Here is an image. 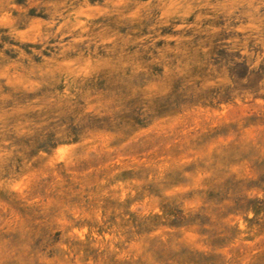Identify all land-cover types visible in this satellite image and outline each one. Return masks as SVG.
Segmentation results:
<instances>
[{
  "label": "rangeland",
  "instance_id": "obj_1",
  "mask_svg": "<svg viewBox=\"0 0 264 264\" xmlns=\"http://www.w3.org/2000/svg\"><path fill=\"white\" fill-rule=\"evenodd\" d=\"M0 264H264V0H0Z\"/></svg>",
  "mask_w": 264,
  "mask_h": 264
}]
</instances>
